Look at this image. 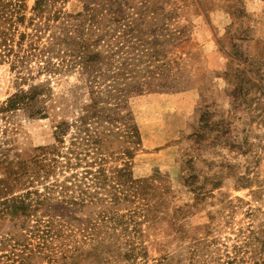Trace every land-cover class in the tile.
<instances>
[{
	"label": "rangeland",
	"instance_id": "1",
	"mask_svg": "<svg viewBox=\"0 0 264 264\" xmlns=\"http://www.w3.org/2000/svg\"><path fill=\"white\" fill-rule=\"evenodd\" d=\"M0 264H264V0H0Z\"/></svg>",
	"mask_w": 264,
	"mask_h": 264
},
{
	"label": "trees",
	"instance_id": "2",
	"mask_svg": "<svg viewBox=\"0 0 264 264\" xmlns=\"http://www.w3.org/2000/svg\"><path fill=\"white\" fill-rule=\"evenodd\" d=\"M102 177H100V176H97V178H96V183L98 182V185H100V184H103L104 186H105V182H104V180L103 179H101ZM94 182V183H95ZM109 188H110V191H109V193L111 194V196L113 195L115 198H117V196L116 195H114V194H112V188H111V185L109 184ZM138 190H140V188H136L135 189V186H133V184H127V183H125V201L126 200H129L130 198H131V195H130V192H136V191H138Z\"/></svg>",
	"mask_w": 264,
	"mask_h": 264
}]
</instances>
